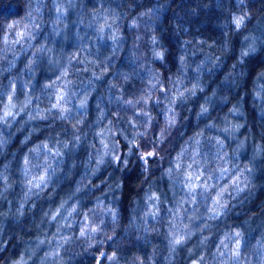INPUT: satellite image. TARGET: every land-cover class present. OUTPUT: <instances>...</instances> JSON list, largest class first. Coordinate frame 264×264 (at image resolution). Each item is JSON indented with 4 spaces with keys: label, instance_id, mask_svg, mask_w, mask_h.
I'll return each instance as SVG.
<instances>
[{
    "label": "clouds",
    "instance_id": "1",
    "mask_svg": "<svg viewBox=\"0 0 264 264\" xmlns=\"http://www.w3.org/2000/svg\"><path fill=\"white\" fill-rule=\"evenodd\" d=\"M253 61L264 0H0V264H264Z\"/></svg>",
    "mask_w": 264,
    "mask_h": 264
},
{
    "label": "trees",
    "instance_id": "2",
    "mask_svg": "<svg viewBox=\"0 0 264 264\" xmlns=\"http://www.w3.org/2000/svg\"><path fill=\"white\" fill-rule=\"evenodd\" d=\"M212 41L210 40L209 43H211ZM264 71V63H260V64H256L255 61L252 62V64L249 65V78H248V81H247V86L245 89H242L241 90V95H243V93L245 91H248L251 87V82H252V79H254L258 73ZM260 83L262 85H264V78L261 79ZM245 100L248 101L250 100V96H246L245 97ZM250 106V105H249ZM126 148V146H125ZM146 158L149 160V162L151 163L154 159V157H149V156H146ZM135 164V168H134V171H138V163L137 162H130V167H133V165ZM125 183L131 187V188H135V185L131 183V180H127L125 181ZM261 198L264 199V193L260 194ZM100 264H103V261L101 260Z\"/></svg>",
    "mask_w": 264,
    "mask_h": 264
}]
</instances>
